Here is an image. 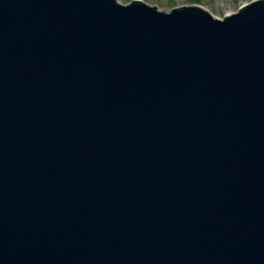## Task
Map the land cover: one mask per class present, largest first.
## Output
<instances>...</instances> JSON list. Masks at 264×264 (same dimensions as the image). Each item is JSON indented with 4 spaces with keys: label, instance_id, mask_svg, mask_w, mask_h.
Masks as SVG:
<instances>
[{
    "label": "water",
    "instance_id": "1",
    "mask_svg": "<svg viewBox=\"0 0 264 264\" xmlns=\"http://www.w3.org/2000/svg\"><path fill=\"white\" fill-rule=\"evenodd\" d=\"M0 264H264V0H0Z\"/></svg>",
    "mask_w": 264,
    "mask_h": 264
},
{
    "label": "rangeland",
    "instance_id": "2",
    "mask_svg": "<svg viewBox=\"0 0 264 264\" xmlns=\"http://www.w3.org/2000/svg\"><path fill=\"white\" fill-rule=\"evenodd\" d=\"M148 6L159 11L169 12L182 6H200L216 19H223L227 15L236 13L238 9L253 0H140ZM122 5L129 4L131 0H117Z\"/></svg>",
    "mask_w": 264,
    "mask_h": 264
}]
</instances>
